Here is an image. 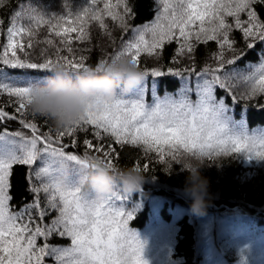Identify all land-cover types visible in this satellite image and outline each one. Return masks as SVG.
Masks as SVG:
<instances>
[{
	"label": "snow or ice",
	"instance_id": "1",
	"mask_svg": "<svg viewBox=\"0 0 264 264\" xmlns=\"http://www.w3.org/2000/svg\"><path fill=\"white\" fill-rule=\"evenodd\" d=\"M101 2L102 9L98 7ZM156 2L160 7L155 19L139 28H130L127 23L131 17L128 0H88L87 6L75 12L71 11L69 0H63V14L50 15L32 6L30 0H18L17 8L10 13L7 43L0 51V97L6 95L9 102L0 106V124L18 120L28 134L0 131V264H46L49 258L53 264H148L143 259V242L129 228L132 213L115 206L126 196L115 190L107 197L94 198L78 186L77 177L83 169L94 168L98 163L115 168V148L112 143L104 144L105 139L122 147H138L146 155L154 154L161 163L179 164L186 154L213 159L242 153L247 159H264V133L249 134L246 126L230 115L232 107L226 103L228 97L236 105L239 100L264 96V52L249 74L234 67L243 54L225 59L227 52L236 51L235 41L230 38L233 30L242 34L248 49L257 42L264 43V20L255 10V5L264 6V0ZM241 14L247 19L242 20ZM106 17L124 32H131L132 37L122 39L119 50L102 56L94 68L89 67L87 57L75 56L73 41H89L92 23L111 37ZM228 17L232 18L231 24ZM3 23L0 19V25ZM42 25L59 38L60 46L48 37L36 40ZM173 41L179 44L178 57H191L195 44L216 42V67L206 66L195 73L198 79L194 88L184 87L176 97L166 94L161 99L152 91V104L145 102L143 88L118 94L111 102L98 101L99 107L87 109L75 124L55 133L51 129L41 132L35 114L31 113L32 120L26 118L32 83L17 85L5 71L50 72L54 64L62 63L71 73L90 69L100 72L110 60L120 56L129 57L139 66L142 54L158 56L159 50ZM39 43L54 49V54L49 56L48 48L41 49L40 62H34L29 59L28 50ZM62 49L68 54L61 55ZM151 75L159 77L163 73L153 69ZM239 84H245L246 89L238 97L234 89ZM217 89L225 95L217 98ZM191 92L196 96L194 101L189 96ZM7 107H14L15 113H9ZM89 126L94 139H84V155L68 151L69 147H77L76 133L88 132ZM65 137L71 138L70 144L64 143ZM16 164L29 166L30 176L37 182L30 188L35 194L33 202L19 212L11 211L9 205V177ZM134 168L147 172L149 165L137 164ZM40 194L46 200L43 206ZM51 212L57 215L45 224V217ZM54 238H69L70 245L50 243Z\"/></svg>",
	"mask_w": 264,
	"mask_h": 264
},
{
	"label": "trees",
	"instance_id": "2",
	"mask_svg": "<svg viewBox=\"0 0 264 264\" xmlns=\"http://www.w3.org/2000/svg\"><path fill=\"white\" fill-rule=\"evenodd\" d=\"M69 2L73 12L88 4V0H69ZM115 2L116 0H112V3ZM30 3L46 15L63 14L64 11L63 0H30ZM128 3L131 17L127 18V23L130 28H139L151 23L160 7L156 0H128ZM17 5L18 0H0V19L4 21L3 25H0V51L7 43L10 13L17 8ZM98 7L102 9L103 3H99ZM255 10L261 20H264V6L255 5ZM241 19L246 20V15L241 14ZM227 20L230 24L233 22L231 17ZM105 22L108 25L107 31L112 33L111 37L106 32H102L96 23H92L89 28L91 37L89 41H73L75 56L87 57L86 63L89 67L94 68L102 56H110L119 50L122 47V39L126 41L132 37L131 32L126 33L118 28L110 18L106 17ZM72 35L75 36V33ZM46 37L53 39L54 43L60 46L59 38L50 34L47 26L42 25L38 29L36 40L43 41ZM230 38L235 41L236 51L227 52L225 59L232 58L234 54H243L234 67L249 74L258 64L260 54L264 52V43L257 42L253 49H248L242 34L237 30H233ZM178 47L179 44L173 41L166 43L159 50L158 56L149 57L142 54L140 57L139 67L147 71L148 75L134 91L143 88L146 103L152 104V91H155L157 96L165 98L166 94L176 97L184 87L194 88L198 79L195 73L201 72L206 66L216 67L217 62L213 59V55L218 51L216 42L195 44V51L191 57L188 54L178 57L176 55ZM44 48L48 46L39 43L33 49H29V59L40 62L39 53ZM18 54L23 58V54ZM47 54L53 56L54 49L48 48ZM67 54L62 49L61 55ZM153 69L163 75L152 76ZM5 71L12 77L11 82L17 85L33 83L30 77L50 74V72L27 69H5ZM174 72H179L180 75H173ZM18 76H28V79L17 81ZM245 89V84H239L234 92L239 97ZM215 95L219 98L225 93L217 89ZM189 96L193 101L196 99L194 92L189 93ZM8 102L9 98L6 95L0 97V106ZM226 103L232 107L230 114L233 119L238 124L246 126L249 134H253L255 128L264 125V108L261 107L264 105V96L252 100H239L236 105H233L231 98L228 97ZM6 110L15 113L14 107H7ZM26 118L33 119L30 112ZM35 122L40 126L41 132H47L49 129L53 133L57 131L47 118L36 115ZM5 130L28 134L27 130L22 129L18 120L0 124V131ZM74 138L78 141L77 147H69L68 151L83 156L84 139H94L91 126L88 132H77ZM64 143L70 144L71 138L65 137ZM103 143L113 144L117 168L134 167L137 164L141 167L144 164L149 165L147 172L141 171L145 180L140 190L131 194L119 193L126 196V200H123V211L131 212L133 215L129 221L130 227L153 229L156 232L155 236L158 235L161 241L164 233L165 248L160 249L161 256L158 255L152 264H257L258 260H251V256L264 255V159H254L256 164L247 175L242 165L244 154L221 155L213 158L223 163L219 167L213 164L211 167L201 169V174L208 180V195L205 197L207 201L205 214L197 216L190 211L191 200L183 193L187 173L179 164L171 161L161 163L154 154L146 155L138 147H122L115 145L109 139H105ZM91 154L95 155V153ZM213 159L206 158V161L211 162ZM169 163L171 167L168 166ZM31 171L29 166L21 164L13 165L11 169L9 195L12 199L9 205L13 212H19L34 200L35 194L30 188L37 182L30 176ZM40 200L43 206L46 203L43 194H40ZM56 215V212H51L45 217L44 223H49ZM33 216H35L34 211ZM255 241L261 244L259 247L261 251L258 249L256 251L254 246L250 248L246 246ZM38 243L42 244L43 240L39 239ZM50 243L69 246L70 239L54 238ZM46 264H53V261L49 258Z\"/></svg>",
	"mask_w": 264,
	"mask_h": 264
},
{
	"label": "clouds",
	"instance_id": "3",
	"mask_svg": "<svg viewBox=\"0 0 264 264\" xmlns=\"http://www.w3.org/2000/svg\"><path fill=\"white\" fill-rule=\"evenodd\" d=\"M144 78V71L127 56L110 60L100 72L90 69L71 73L62 63L54 64L49 75L31 84L28 111L47 118L57 129L67 128L87 109L99 107L98 101L111 102L118 94H129ZM222 163L191 154L180 159L179 165L187 173L183 193L191 200L192 214H205L208 180L201 169ZM144 180L145 176L134 167L110 168L103 163L83 169L77 177L78 186L94 198L107 197L115 190L131 194L141 189Z\"/></svg>",
	"mask_w": 264,
	"mask_h": 264
},
{
	"label": "rangeland",
	"instance_id": "4",
	"mask_svg": "<svg viewBox=\"0 0 264 264\" xmlns=\"http://www.w3.org/2000/svg\"><path fill=\"white\" fill-rule=\"evenodd\" d=\"M255 161L254 159H247V158H244L242 160V165H243V168H244V172L248 175L251 173L254 165H255ZM149 254V248L144 244V248H143V259L147 260V257H150V255L148 256Z\"/></svg>",
	"mask_w": 264,
	"mask_h": 264
}]
</instances>
